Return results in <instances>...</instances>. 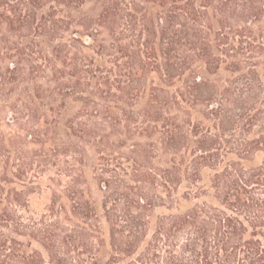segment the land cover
Instances as JSON below:
<instances>
[{
    "label": "trees",
    "instance_id": "trees-1",
    "mask_svg": "<svg viewBox=\"0 0 264 264\" xmlns=\"http://www.w3.org/2000/svg\"><path fill=\"white\" fill-rule=\"evenodd\" d=\"M0 264H264V0H0Z\"/></svg>",
    "mask_w": 264,
    "mask_h": 264
},
{
    "label": "rangeland",
    "instance_id": "rangeland-1",
    "mask_svg": "<svg viewBox=\"0 0 264 264\" xmlns=\"http://www.w3.org/2000/svg\"><path fill=\"white\" fill-rule=\"evenodd\" d=\"M52 193L51 191L45 190L33 198V207L36 212L42 213L51 204Z\"/></svg>",
    "mask_w": 264,
    "mask_h": 264
}]
</instances>
